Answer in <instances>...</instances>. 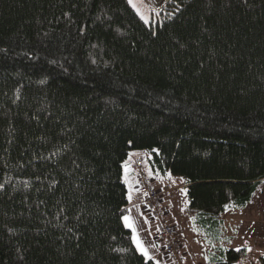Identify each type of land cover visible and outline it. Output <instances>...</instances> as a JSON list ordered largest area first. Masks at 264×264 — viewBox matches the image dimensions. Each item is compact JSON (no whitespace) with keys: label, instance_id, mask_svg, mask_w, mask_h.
Segmentation results:
<instances>
[{"label":"trees","instance_id":"1","mask_svg":"<svg viewBox=\"0 0 264 264\" xmlns=\"http://www.w3.org/2000/svg\"><path fill=\"white\" fill-rule=\"evenodd\" d=\"M152 11L0 0V264H156L123 222L133 153L182 179L208 264L246 256L220 244L264 181V0Z\"/></svg>","mask_w":264,"mask_h":264},{"label":"rangeland","instance_id":"2","mask_svg":"<svg viewBox=\"0 0 264 264\" xmlns=\"http://www.w3.org/2000/svg\"><path fill=\"white\" fill-rule=\"evenodd\" d=\"M168 1L151 0L148 4L145 0L143 5L138 4L150 21L147 24L152 22V10H155L156 13L161 12ZM137 154H131L129 159H133ZM160 183L168 187V192L163 193L161 197V209L164 213H168L167 221L175 229L174 240L181 242L180 253L185 255L181 260L182 264H208L214 243L206 229L195 221V217L185 213L188 197L182 179L171 176V178L157 181L156 186L161 185ZM235 212L239 218H231V213H228L224 218L225 240L220 246L234 250L245 249L246 256L238 264H259V259L264 257V181L253 195L248 207ZM153 222L157 226V222ZM124 225L128 227L125 222ZM138 237L143 240L146 235L140 230ZM154 239L156 240V234ZM154 239L151 238L155 243ZM249 248L251 251L248 250ZM157 253L158 256L154 259L156 264L157 261L159 264H173L166 258L163 251L161 252L159 249Z\"/></svg>","mask_w":264,"mask_h":264},{"label":"crops","instance_id":"3","mask_svg":"<svg viewBox=\"0 0 264 264\" xmlns=\"http://www.w3.org/2000/svg\"><path fill=\"white\" fill-rule=\"evenodd\" d=\"M146 2L148 3V0H146ZM144 158H145V156L143 154L138 153L137 156H134L133 159H131V160L129 159L128 164L130 165V170L128 171L127 175H126V173L124 174V179H125V183L127 185L128 191L131 190V192H132V200L129 201L128 207L126 209L125 216H128L133 221L134 227L136 228V232L134 233L132 231V229L129 228V227H126V228L131 231L132 239L136 235L139 236V231L140 230L143 233H145L146 237L143 240H141V241L144 243L145 247L148 248L149 255L152 257L151 260L154 261V259L157 258V256H158L157 250L159 251V249H160L161 252L163 251L162 250V246L157 242V240L154 239L155 234L157 235V226L153 222L154 220L150 217L149 213L144 209L142 196L139 193L138 185H137V182H136V178H135L134 172H132V170H131V167H132L133 164H135L137 161H142L143 162ZM142 171L148 176V171H147V168H146L145 165H144V168H143ZM126 180H127V182H126ZM153 180L155 181V188L157 190L163 192L164 194L168 192V187L164 186V184L162 185L161 183H160L161 185L156 186V183L159 180H157L156 178H153ZM161 207H162V202H161ZM229 211H227V213L222 217L223 227H222V231L221 232H222L223 241L225 240V238H224V229H225V220H224V218H225V216L228 213H231V218H239V217H237L235 215V213H236L235 211H237V210L232 209V210H229ZM165 214L167 215V217L169 216L168 213H165ZM145 218H147V219H145ZM149 219H151V220H149ZM123 222H124V219H123ZM151 238H153L155 240V243L152 242ZM133 243H134V245L136 247V244H135L134 240H133ZM177 243L179 245L181 244V242H178V241H177ZM138 251H139L140 254H142L140 252V250H138ZM180 252H181V248H180ZM184 257H185L184 253H183V255H182V253H180V264L183 263L181 260H183ZM145 258L147 259V257H145Z\"/></svg>","mask_w":264,"mask_h":264},{"label":"built area","instance_id":"4","mask_svg":"<svg viewBox=\"0 0 264 264\" xmlns=\"http://www.w3.org/2000/svg\"><path fill=\"white\" fill-rule=\"evenodd\" d=\"M143 168V162L137 161L132 165L131 170L134 172L136 182L138 181V190L142 196L144 209L157 222L156 240L162 246L166 258L173 264H180V246L173 238L175 229L169 225L167 215L161 209L163 192L155 188V181L142 171Z\"/></svg>","mask_w":264,"mask_h":264},{"label":"snow or ice","instance_id":"5","mask_svg":"<svg viewBox=\"0 0 264 264\" xmlns=\"http://www.w3.org/2000/svg\"><path fill=\"white\" fill-rule=\"evenodd\" d=\"M150 2H151V0H148L149 4H150ZM127 3L136 11V13L138 15H140V18L142 20H144V22L146 24L150 22L148 17L146 16V14L141 10V7L138 6V4L143 5L145 3V0H127ZM154 151L158 152V150H154ZM124 169H125V173L127 175L128 171L130 170V165L128 163H125ZM153 175H156V173H153L152 170L149 169V176H153ZM168 175H169V178H171V174L169 173ZM126 182H127V180H126ZM0 188H3L2 184H0ZM128 199H129V201L132 200V192H131V190L129 191ZM227 207L228 206L225 205L226 209H227ZM123 219H124L125 224L129 228H131L132 231L135 233L136 232V228L134 227L133 221L130 220V218L128 216H124ZM145 219H147V218H145ZM133 240H134V242L136 244L137 249L140 250V252L143 254V256H145L149 260H151L152 257L149 255V250H148L147 247H145L144 243L140 240V238L138 236H134ZM248 250L251 251L250 248ZM236 251H240V249L238 248V249H236ZM157 264H159V261H157Z\"/></svg>","mask_w":264,"mask_h":264}]
</instances>
